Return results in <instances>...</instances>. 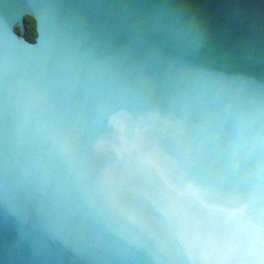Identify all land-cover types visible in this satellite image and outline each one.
Segmentation results:
<instances>
[{
    "label": "water",
    "instance_id": "95a60500",
    "mask_svg": "<svg viewBox=\"0 0 264 264\" xmlns=\"http://www.w3.org/2000/svg\"><path fill=\"white\" fill-rule=\"evenodd\" d=\"M0 264H264V0H0Z\"/></svg>",
    "mask_w": 264,
    "mask_h": 264
},
{
    "label": "trees",
    "instance_id": "16d2710c",
    "mask_svg": "<svg viewBox=\"0 0 264 264\" xmlns=\"http://www.w3.org/2000/svg\"><path fill=\"white\" fill-rule=\"evenodd\" d=\"M26 31H24L23 35L30 41H34L36 32L32 18L26 17Z\"/></svg>",
    "mask_w": 264,
    "mask_h": 264
},
{
    "label": "flooded vegetation",
    "instance_id": "af4514ba",
    "mask_svg": "<svg viewBox=\"0 0 264 264\" xmlns=\"http://www.w3.org/2000/svg\"><path fill=\"white\" fill-rule=\"evenodd\" d=\"M27 17H29V16H27ZM30 18H32V17H30ZM32 20H33L34 27H35V21H34V19H33V18H32ZM26 27H27V25H25V31H26Z\"/></svg>",
    "mask_w": 264,
    "mask_h": 264
}]
</instances>
